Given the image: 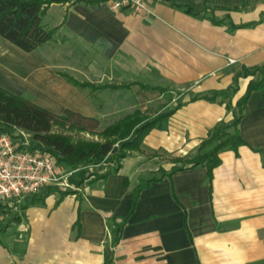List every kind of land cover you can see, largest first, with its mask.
Returning a JSON list of instances; mask_svg holds the SVG:
<instances>
[{"label": "crops", "instance_id": "1", "mask_svg": "<svg viewBox=\"0 0 264 264\" xmlns=\"http://www.w3.org/2000/svg\"><path fill=\"white\" fill-rule=\"evenodd\" d=\"M74 1L48 8L62 13L56 26L84 46L99 47L103 69L109 67L111 73L100 72L97 85L129 87L97 91L105 103L95 106L85 89L69 84L41 52L35 55L34 70H47L44 77L53 94H40L34 80L3 63L8 56L3 46L0 71L14 80H0L1 88L55 115L69 109L93 118H113L127 109L129 105L120 106L119 93L131 94L135 109L146 114L151 104L163 99L161 110H166L181 97L187 101L195 94L236 89L222 103L196 99L182 105L169 117L165 130H151L139 150L105 179H88L62 198L52 190L42 202L25 209L24 202L1 203L17 213L11 227L0 230V264L264 261V92L251 93L239 122L246 145L219 154L221 163L213 169L210 184L205 167L191 168L188 163L211 129L232 120L227 105L235 107L253 78L240 76L242 68L264 64V0H175L194 14L168 0H148L150 13L142 15L113 12L106 1L93 5ZM139 84L167 87L173 97L168 100ZM110 95L114 100L108 102ZM40 96L55 103L53 107ZM182 165L183 170L168 176ZM148 171L164 175L153 174L146 180H160L142 183L131 211L133 191ZM18 237H23L20 250Z\"/></svg>", "mask_w": 264, "mask_h": 264}, {"label": "trees", "instance_id": "2", "mask_svg": "<svg viewBox=\"0 0 264 264\" xmlns=\"http://www.w3.org/2000/svg\"><path fill=\"white\" fill-rule=\"evenodd\" d=\"M106 0H75L74 3L84 2L85 4H99ZM173 5L185 8V12L194 14L189 6L179 5L175 0H168ZM69 0H0V38L19 48L23 52L30 53L41 45L49 42L55 34L57 27L47 28L43 24V17L52 4H65ZM211 20L215 23L214 19ZM69 84L79 89H89L97 92L103 89L128 88L127 85H94L90 82H83L73 77L60 74ZM242 77L252 76L248 82L244 95L237 101L234 108L227 105V109L232 111V120L220 122L207 135V138L200 144L197 155L188 163L191 168L205 167L206 182L210 184L212 171L221 160L219 154L223 151H234L246 145L242 139L238 125L247 111V100L254 91L264 92V64L261 66L242 68ZM143 90H155L164 94L168 100L173 97V92L167 87L148 86L139 84ZM236 86L226 90L212 91L206 94H195L187 101L181 97L174 106L164 111H160L152 116H146L139 110L124 116L121 120L107 126L99 135L103 141H73L69 136L52 132L54 126L77 130L80 132L92 133L98 128L99 122L96 118L85 117L77 112L66 109L61 115H55L45 108L35 104L33 101L13 94L0 87V134H7L14 138L16 131H24L30 135L31 148L39 149L51 155L59 165L69 170H78L75 176H71L69 181L79 188L90 177L92 179H105L108 175L116 173L121 168V161L132 152L138 151L144 137L153 129L165 130L169 117L185 103L196 99L223 102L229 99L235 92ZM183 95V93H176ZM113 165L112 168L103 174L91 173L87 166H98L103 164ZM184 169V165L173 167L168 176L176 171ZM164 175L163 171H160ZM161 177H153L145 180V184L157 182ZM53 187H48L43 194L27 198L22 209L30 205L42 202L44 197L52 191ZM142 184L137 185L133 191L131 200V211L138 198ZM74 191L60 192V197L72 194ZM118 238L114 240V244ZM103 264H113L112 260L105 259ZM253 264H264V261Z\"/></svg>", "mask_w": 264, "mask_h": 264}, {"label": "rangeland", "instance_id": "3", "mask_svg": "<svg viewBox=\"0 0 264 264\" xmlns=\"http://www.w3.org/2000/svg\"><path fill=\"white\" fill-rule=\"evenodd\" d=\"M74 0H69V2H72ZM50 8V7H49ZM62 17V13L58 8H51L47 11L46 15L43 17V24L47 28H53L54 26L57 27V23ZM67 31H63V29L57 28L55 34L53 35L52 39L38 47L35 51L26 53L22 50L16 48L9 42H6L0 38V48L3 46H6L4 49L8 56L3 60V63L6 65L8 64L9 67H11L10 70L13 71H23L22 75L23 77H26V80H34V83L37 87V90L40 91L39 93H51L53 91L48 84V81L45 80L44 74L46 73V69H43L39 72H36L38 70H34V66L37 63V59L35 58V55L43 52L47 64H51L55 66L53 70L57 73H64L67 74L74 79L78 81H85L93 83L94 85L98 84V78L100 76V72L103 73H111V68L107 67V69H103L102 60H101V53L98 46H84L78 42L77 39L71 38L67 36ZM5 44V45H4ZM5 52V53H6ZM15 57V58H10ZM30 58H34L35 60L29 62ZM49 60V61H48ZM31 65V66H30ZM27 66H30L26 68ZM30 68V71L28 70ZM33 69V70H32ZM85 69L87 72H85ZM32 70V71H31ZM39 74V75H37ZM0 80H14L13 78L9 77L6 73H1L0 71ZM104 80H107L106 78ZM39 81V82H38ZM34 85V86H35ZM57 92V91H56ZM85 93L88 94L89 99L91 102L97 106L101 103H105L97 98V92H92L89 89L84 90ZM53 94V93H51ZM114 98V96H113ZM112 96L110 95L108 98V102H111L114 100ZM29 99V98H28ZM41 100H45L47 105L49 107H53L55 103H53L50 99L47 100L45 96H40ZM118 99L120 101V106H126L129 105L128 108L121 109L120 114L117 116L112 117H102L97 118L95 117L98 122L99 126L97 129H95L92 133L88 132H80L77 130H70L67 128H61L59 126H54L52 128V132L56 134H62L69 136L74 142L79 140L84 141H96L101 142L103 141V138L99 135L100 132H102L107 126L121 120L127 113H133L136 109L134 105L132 104V97L131 94L125 93H119ZM30 100V99H29ZM165 99L155 102L154 104H151L149 107L148 112L145 114L146 116H152L154 113L161 110V105L164 102ZM177 103V102H176ZM165 110V109H164ZM161 110V111H164ZM18 134V131L15 132L14 136ZM183 166V165H182ZM113 165H109L107 163L103 165L98 166H87L86 168L91 172L95 174H103L109 170V168H112ZM67 168L64 167V170ZM161 173V172H159ZM157 172L150 173L149 171L144 177H141L139 179L140 183H144L146 179L150 178L153 174L159 175ZM74 174L73 176H75ZM76 177V176H75ZM89 179H92L90 177ZM54 192L60 193L63 192L59 187L52 188ZM65 191H70L65 190ZM15 211L8 208V206H3L0 203V217H2V220L0 221V230H2L6 225H9L12 223L13 217L16 216ZM18 215V214H17ZM11 227V226H10ZM14 233V232H13ZM14 235V234H13ZM17 250H20L23 247V237H18L17 239Z\"/></svg>", "mask_w": 264, "mask_h": 264}, {"label": "built area", "instance_id": "4", "mask_svg": "<svg viewBox=\"0 0 264 264\" xmlns=\"http://www.w3.org/2000/svg\"><path fill=\"white\" fill-rule=\"evenodd\" d=\"M113 12L149 14L148 0H106ZM234 63L233 60H229ZM78 170H64L49 154L31 148L30 135L18 131L14 138L0 134V203L22 204L48 187L77 190L70 177Z\"/></svg>", "mask_w": 264, "mask_h": 264}]
</instances>
